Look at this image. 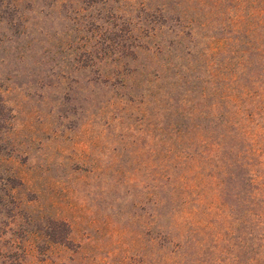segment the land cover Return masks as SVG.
Instances as JSON below:
<instances>
[{"label": "rangeland", "instance_id": "rangeland-1", "mask_svg": "<svg viewBox=\"0 0 264 264\" xmlns=\"http://www.w3.org/2000/svg\"><path fill=\"white\" fill-rule=\"evenodd\" d=\"M142 2L162 7L0 0V175L31 179L0 185V264H40L43 252L33 263L26 254L31 241L39 251L43 241L61 245L52 259H79L84 246L101 264L166 263L160 249L179 251L183 264H222L234 262L237 236L250 239L232 173L211 190L186 157L204 104L172 66L189 74L201 35L161 38L167 29L159 32L155 8L141 14ZM145 23L161 55L139 48Z\"/></svg>", "mask_w": 264, "mask_h": 264}, {"label": "trees", "instance_id": "trees-1", "mask_svg": "<svg viewBox=\"0 0 264 264\" xmlns=\"http://www.w3.org/2000/svg\"><path fill=\"white\" fill-rule=\"evenodd\" d=\"M126 1L138 3L140 0ZM157 2H162L160 9H157L156 5L147 7L146 3L142 2L140 11L141 14L149 15L155 8V14L160 17L157 20L160 24L159 32L163 28L167 29L166 32H161V38L165 35H182L184 39H189L194 34L201 35L199 42L198 39L194 40L193 47L200 46L196 56L194 55V61L189 69L185 67L190 71L189 74L181 70L183 64L175 63L172 66L177 70V73H174L176 77L182 79L183 86L190 85L188 92L199 93L204 104L202 111L198 113L199 122L194 125L199 132L191 138L193 145L190 144L187 148L186 157L192 163L195 173L201 171L203 180H206L208 186H212L211 190L221 186L225 181L223 177L232 173L238 196L247 205L238 221L241 223L240 231L244 234L248 231L250 239L243 243L237 236L238 253L234 262H221L264 264V0ZM164 7H169L165 15L162 12ZM178 9L180 13H175V18L171 17L172 12ZM193 15L204 20L199 22ZM149 30L151 29L146 23L144 28L140 29V37L146 41L139 48L144 53L154 49V56L161 55L160 47L147 43L148 39L150 41L156 38V34H151ZM168 48L174 49L171 42ZM200 58L202 59L199 63ZM139 71L145 73V76L151 75L148 73L150 67L146 64H143ZM133 73L124 71V76L129 78ZM127 83L128 81L122 79L118 83L119 88L127 89ZM178 123L177 121L176 124L179 125ZM221 152L220 157L218 153ZM0 160H3V157ZM4 162L16 163L12 155H8ZM207 170H210V173ZM19 174L14 171L9 177L0 175V185L10 189L14 179L20 181V186L31 184V179ZM17 188L11 187L13 192ZM61 222L71 233L72 225L65 219ZM14 242L15 249L19 248L20 243ZM40 242L31 241L32 244L29 245L26 254L31 257V263L39 259L41 252L43 259L37 260L40 264H68L69 261L76 264L103 262L89 256V250L84 246L79 248L84 252L79 259H52V250L59 249L61 245L43 241V251H39L42 248ZM159 253L166 258V263L162 264H183V260L176 261V257H173L176 255L178 259L182 258L179 251L166 253L160 249Z\"/></svg>", "mask_w": 264, "mask_h": 264}]
</instances>
